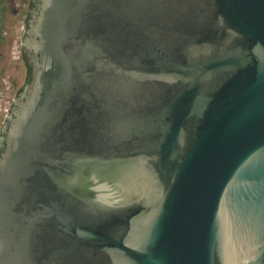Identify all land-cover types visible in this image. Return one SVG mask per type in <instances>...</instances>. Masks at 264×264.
<instances>
[{"label":"water","instance_id":"95a60500","mask_svg":"<svg viewBox=\"0 0 264 264\" xmlns=\"http://www.w3.org/2000/svg\"><path fill=\"white\" fill-rule=\"evenodd\" d=\"M36 33L0 264H264V0H44Z\"/></svg>","mask_w":264,"mask_h":264},{"label":"rangeland","instance_id":"374dc122","mask_svg":"<svg viewBox=\"0 0 264 264\" xmlns=\"http://www.w3.org/2000/svg\"><path fill=\"white\" fill-rule=\"evenodd\" d=\"M31 0H8L6 12L0 23L5 36L12 38L10 46L0 48V69L5 67L0 87V141L2 132L8 122L15 103L19 100V92L26 86L28 70L22 59L27 32V16ZM0 0V12L2 8Z\"/></svg>","mask_w":264,"mask_h":264},{"label":"flooded vegetation","instance_id":"af4514ba","mask_svg":"<svg viewBox=\"0 0 264 264\" xmlns=\"http://www.w3.org/2000/svg\"><path fill=\"white\" fill-rule=\"evenodd\" d=\"M44 8V0H32L30 6H29V19H28V26H27V32L25 37V54H26V60L29 62L30 66L34 69L37 60L41 59V52L37 50L35 46V41L40 40V36L36 33V28L38 24L40 23L41 13ZM27 87L25 88V92L22 93L21 100H24L25 94L27 93ZM20 107V105H19ZM15 117V116H13ZM10 123V122H9ZM6 137H7V130L5 131ZM2 139V142L0 144V149L3 150L5 146V139Z\"/></svg>","mask_w":264,"mask_h":264},{"label":"trees","instance_id":"16d2710c","mask_svg":"<svg viewBox=\"0 0 264 264\" xmlns=\"http://www.w3.org/2000/svg\"><path fill=\"white\" fill-rule=\"evenodd\" d=\"M1 4H2V8H1V12H0V23L3 19V15L5 14L6 12V3L8 2V0H1ZM32 0L30 1V4H31ZM29 16H30V13H28V16H27V20H26V24L28 26V19H29ZM12 44V38L11 37H7L5 36V31L0 27V48L3 47V46H10ZM25 46L23 47V51H22V59L23 61L25 62L26 64V67H27V70H28V77H27V83H26V86H28L31 82V79H32V67L30 66L29 62L26 60V54H25ZM5 72V67H3L2 69H0V87L2 85V79H3V74ZM22 88L19 92V98H21L22 96V93L25 92V88ZM6 136V134L4 132H2V139H4ZM2 140L0 141V144H1ZM3 153V150L0 149V157Z\"/></svg>","mask_w":264,"mask_h":264}]
</instances>
